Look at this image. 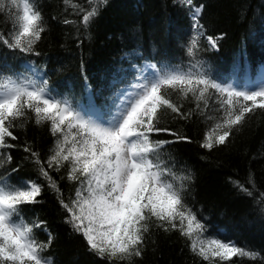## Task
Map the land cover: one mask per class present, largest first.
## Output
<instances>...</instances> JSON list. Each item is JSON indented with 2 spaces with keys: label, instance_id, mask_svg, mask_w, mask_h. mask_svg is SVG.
<instances>
[{
  "label": "snow or ice",
  "instance_id": "6c2138e0",
  "mask_svg": "<svg viewBox=\"0 0 264 264\" xmlns=\"http://www.w3.org/2000/svg\"><path fill=\"white\" fill-rule=\"evenodd\" d=\"M86 10L73 0H63L74 14L81 15L79 22L65 19L64 24L82 25L85 32L108 0H86ZM174 4L188 9L192 21L191 35L186 47L187 65L157 64L147 59L141 67L134 62L142 57L136 48L126 52L135 76L128 82L126 70L121 68L112 78L115 90L97 107L92 88L85 77L87 104H81L69 95L55 92L49 85L47 74L34 61H24L23 71H16L7 62H0V168L11 163L12 156L3 151L18 147L14 129L23 128L34 119L37 126L49 125L55 138L51 155L42 161L40 154L25 142L24 157L37 166V171L57 194L60 206L67 214L64 223L83 237L88 250L100 259L131 261L143 255L146 237L153 225L165 233L178 231L189 243L190 251L207 264H235L234 258L262 259L258 252L224 241L219 236L206 237L205 224L185 202L188 185L193 181L191 171H174V158L166 146L181 141H192L161 127L164 115L189 120L194 115L213 121L206 132L202 148L225 145L233 129L242 126L249 114L264 112V72L249 79L244 87L225 83L214 78L206 61L198 58L200 41L207 49L218 50L223 35H206L200 18L204 5L193 0H173ZM78 8V11L76 9ZM0 14L11 25L7 36L0 32V43L12 52L39 56L36 45L47 28L36 0H0ZM239 70L234 68L233 79ZM124 85L123 87H117ZM185 103L193 105L185 109ZM220 113L219 117L209 114ZM166 133L169 140H154V135ZM49 169L66 172L74 183V195L67 199L50 175ZM10 171L0 172V264H53L43 252L54 239L46 223L38 219L27 221L22 214L24 205L40 203L42 186L35 180L13 183ZM249 183H255L249 176ZM246 195L252 191L239 181H232ZM264 200V193H261ZM264 212V208H261ZM34 229L48 235L47 243L36 239Z\"/></svg>",
  "mask_w": 264,
  "mask_h": 264
},
{
  "label": "trees",
  "instance_id": "16d2710c",
  "mask_svg": "<svg viewBox=\"0 0 264 264\" xmlns=\"http://www.w3.org/2000/svg\"><path fill=\"white\" fill-rule=\"evenodd\" d=\"M195 5H204L200 23L206 35L218 37V50L207 49L201 38L198 58L206 61L210 74L225 82L233 79L234 68L239 61L235 81L242 84L257 72L264 63V0H193ZM46 25V32L36 45L39 56L12 52L0 43V62H7L16 71H23L24 61H34L47 74L49 85L61 95H69L81 104H87L85 77L92 88L97 107L115 90L111 81L118 70L130 67L124 58L126 52L138 48L142 57L134 62L142 66L145 59L168 65H187L186 45L191 35L192 21L188 9L174 4L173 0H108L99 15L93 20L87 32L82 25L77 31L75 24H64L65 19L79 22L81 15L74 14L63 0H36ZM86 10V0H73ZM78 11V8L76 9ZM11 25L0 14V32L7 36ZM234 81V80H233ZM118 85L117 87H123ZM185 103V109L192 107ZM219 117L220 113L210 112ZM213 121H205L194 115L189 120L174 119L164 115L161 127H167L188 137L192 142L181 141L166 146L174 158L177 179L180 173L191 171L193 181L188 185L185 202L205 224L206 237L219 236L237 246L258 252L262 259L234 258L235 264H264V112L257 110L246 117L245 123L233 129L225 145L214 146L211 151L202 148L206 132ZM18 147L3 151L12 156L0 172L19 166L11 174L13 183L21 180H35L42 186L40 203L24 205L22 214L29 222L40 220L46 223L54 239L43 255L51 257L53 264H110L88 250L83 237L74 233L64 223L66 213L60 206L57 194L48 187L47 181L39 175L37 166L24 157L25 142L46 161L51 155L55 138L49 125L37 126L34 119L25 122L23 128L14 129ZM154 140H169L166 133L153 136ZM65 198L74 195L76 185L66 178L65 170L49 169ZM255 189L249 183V176ZM232 181H239L252 191L246 195L235 187ZM38 241L47 243L48 235L42 229H34ZM188 241L178 231L169 233L153 225L146 237L143 255L129 261H114L111 264H207L195 256L188 247Z\"/></svg>",
  "mask_w": 264,
  "mask_h": 264
},
{
  "label": "rangeland",
  "instance_id": "374dc122",
  "mask_svg": "<svg viewBox=\"0 0 264 264\" xmlns=\"http://www.w3.org/2000/svg\"><path fill=\"white\" fill-rule=\"evenodd\" d=\"M164 64V63H163ZM144 65V62H143V64H142V66ZM141 66V67H142ZM261 72H264V63L263 64H261L259 67H258V69H257V72L255 73V75L253 74V76L250 78L251 80H254V79H256L257 78V76L261 73ZM126 74H127V77H128V82H131L132 80H133V78H134V76H135V71L131 68V67H127L126 68ZM234 80V81H233ZM249 79H246V80H244V82L242 83V84H240V83H237L236 81H235V79H230V80H228V81H225V83H235V84H237L239 87H244L245 86V83L248 81Z\"/></svg>",
  "mask_w": 264,
  "mask_h": 264
}]
</instances>
